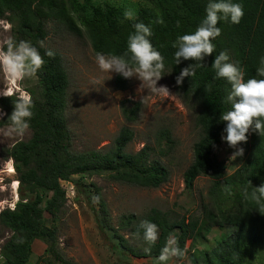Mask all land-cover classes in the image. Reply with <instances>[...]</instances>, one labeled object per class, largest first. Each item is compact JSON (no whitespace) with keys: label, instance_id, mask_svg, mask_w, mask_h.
<instances>
[{"label":"trees","instance_id":"1","mask_svg":"<svg viewBox=\"0 0 264 264\" xmlns=\"http://www.w3.org/2000/svg\"><path fill=\"white\" fill-rule=\"evenodd\" d=\"M177 9L165 23H156L149 13H142L134 20L124 18V13L114 7L104 6L92 9L90 16L83 17L85 33L93 52L105 55H123L127 51L128 38L134 32L135 23H144L152 30L149 37L152 45L164 57L165 72L170 74L175 93L184 105L194 113V126L199 138L193 144L191 165L183 174L186 189H191L196 178L202 176L212 181L210 193L225 189L239 188L234 195V211L213 213L203 205V216L211 226L233 229L227 240L214 247L209 253L193 252V264H242L249 249L264 245V213L257 210V205L245 198V189L250 194L254 187L264 183V137L249 131L246 150L247 159L228 177H225V165L216 161L214 153L221 143L226 122L220 120L222 112L231 109L225 99L231 90L226 79H215L211 67L215 56L220 52L231 55L233 63L241 68L248 79H264L257 75V68L264 58V0H232L243 6L244 16L239 24L221 20L218 27L220 36L212 43L215 51L204 60V66L196 70L195 77H186L183 85L176 84V77L181 70L193 61L182 60L175 64V48L172 43L185 34L196 31L206 15V6L212 0H174ZM39 8H45L52 19L69 34L81 38L82 30L67 15L55 10L53 0H37ZM16 21L13 38L30 42L38 49L44 60L43 67L35 75L37 93H31L33 116L29 121L32 135L29 140L15 143L5 149L6 157L13 163L18 176L20 200L13 209L0 211V229L10 232V237L0 249L6 264H27L35 240H42L51 251L55 244L56 231L46 224L45 214L56 220L65 207V194L59 182L68 181L72 175H106L110 180L131 186L158 188L167 182L168 171L158 159H152V149L144 146L134 154L125 151L134 138L133 131L122 127L111 145L106 150L72 152L66 126L65 111L69 78L63 58L56 52L55 58L45 55V48L40 47L47 32L33 9L32 0H0V19ZM179 23V26H178ZM113 85L118 91L129 87V79L119 74L113 78ZM210 88L207 92L206 89ZM12 97L0 98V106L6 111V117L0 124L9 125L14 104ZM137 107V106H135ZM126 121H133L136 109L122 108ZM160 137L171 144L168 130H162ZM101 223L110 227L106 203L95 189ZM26 193L34 195L28 200ZM142 220H148L158 226L159 239L152 246L150 253H145L133 244L143 238L136 232ZM198 224L192 216L171 221L165 214L151 209L138 219L135 215H123L113 229L120 246L135 258H155L165 245L166 238L177 230L178 246L183 250L186 241L191 239ZM124 235L130 236L124 237ZM23 238V243H17ZM145 244V243H144ZM147 246V245H146ZM184 264L183 259H177Z\"/></svg>","mask_w":264,"mask_h":264},{"label":"rangeland","instance_id":"2","mask_svg":"<svg viewBox=\"0 0 264 264\" xmlns=\"http://www.w3.org/2000/svg\"><path fill=\"white\" fill-rule=\"evenodd\" d=\"M33 9L41 21L47 36L44 43L47 48L61 54L68 73L69 87L66 100L65 119L69 135L70 151L87 152L106 150L111 145L118 131L126 126L134 133V138L125 151L134 154L144 146L152 149V159H158L168 171L167 182L158 188L131 186L110 180L106 175H72L68 181H60L64 190L65 207L62 214L53 220L45 214L46 224L56 231L54 247L48 251V245L42 240H35L27 264H155L156 258H135L123 249L113 229L123 215H135L141 219L155 209L165 214L171 221L192 216L198 224L193 237L186 241L184 264H193V252L209 253L214 247L227 240L233 229L211 226L203 216V205L213 213L234 211V195L238 187L210 193L212 181L205 177L194 180L192 188L186 189L183 174L193 159V144L199 133L194 126V113L189 110L175 93L170 74L158 81L170 92L161 96L140 88L141 81L129 79V87L118 91L113 85L117 73L102 72L95 63L86 29L82 18L88 17L95 7L110 6L134 12V20L142 13H149L163 23L177 9L174 0H53L55 10L63 11L79 27L83 36L75 37L63 30L49 15L45 8L36 5ZM16 21L0 19V41L14 35ZM229 62L233 63L231 55ZM5 76L0 72V90L5 88ZM31 97L37 93L36 77L25 78L12 85ZM0 98H5L0 96ZM12 98H15L12 97ZM137 106V107H135ZM122 108L127 111L136 109L133 121H126ZM0 113H6L0 106ZM6 117L0 119V123ZM162 130H168L171 144L160 137ZM32 135L28 128L23 135L9 132V125L0 124V211L13 209L20 200L18 176L13 170V163L6 157L5 149L17 142L27 141ZM226 135V134H225ZM249 135V133L247 134ZM248 141V140H247ZM244 155L231 159L234 149L222 140L214 153L216 161L225 165V177L230 176L247 159L246 143L242 142ZM106 203L110 227L101 223L95 189ZM28 200L34 195L26 193ZM121 233V232H120ZM124 235V233H121ZM178 234L177 230L173 235ZM159 235V230H158ZM10 237V232L0 229V249ZM130 238V236L124 235ZM143 250L146 245L143 238L133 244ZM174 258L169 264H179ZM0 264H6L0 254ZM242 264H264V245L249 249Z\"/></svg>","mask_w":264,"mask_h":264},{"label":"clouds","instance_id":"3","mask_svg":"<svg viewBox=\"0 0 264 264\" xmlns=\"http://www.w3.org/2000/svg\"><path fill=\"white\" fill-rule=\"evenodd\" d=\"M206 15L196 31L192 34L179 36L172 47L175 64L182 60L193 61L188 67L181 70L176 77V84L183 85L186 77H195L196 70L204 66L206 57L212 56L215 46L212 41L220 36L221 29L217 26L221 20L239 24L244 16L243 6L234 3L232 0H212L206 6ZM124 18L132 20L134 12L126 10ZM163 23L162 20L155 21ZM179 26V23H178ZM134 32L128 38L127 51L123 55H105L96 53L95 63L102 72L117 73L125 79L136 78L141 81L140 88L148 89L151 93L165 95L170 92L165 85H158V81L164 76V57L154 48L149 37L152 30L144 23H135ZM40 47L45 48V55L55 58L56 52L47 48L44 41H40ZM230 57L226 52H220L215 56L212 68L215 71V79H226L231 90L228 93L225 103L231 104V109L222 112L220 120L226 122L222 140L229 147L234 149L231 157L237 158L244 155V149L239 145L248 140V133L251 130L264 137V79H248L245 81V74L235 63L229 62ZM44 60L40 52L30 42L21 40L18 43L12 37L0 41V72L5 76V88L0 90V96L14 97V109L8 117L9 132L23 135L29 128V121L33 116L31 97L20 91L13 90L12 85L25 78L34 77L43 67ZM257 75L264 77V58L261 59L257 68ZM210 88L206 89L208 92ZM6 113H0V119ZM245 198L257 205V210L264 213V183L254 187L249 194L245 189ZM95 199L98 200V197ZM143 232L145 253H150L158 239V226L148 220H142L136 232L137 238ZM23 243V238L16 241ZM187 253L178 246L175 235L170 234L166 238L165 245L160 250L155 264H169L174 258L182 260Z\"/></svg>","mask_w":264,"mask_h":264},{"label":"bare ground","instance_id":"4","mask_svg":"<svg viewBox=\"0 0 264 264\" xmlns=\"http://www.w3.org/2000/svg\"><path fill=\"white\" fill-rule=\"evenodd\" d=\"M14 169H11V172H13Z\"/></svg>","mask_w":264,"mask_h":264}]
</instances>
